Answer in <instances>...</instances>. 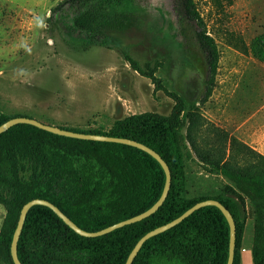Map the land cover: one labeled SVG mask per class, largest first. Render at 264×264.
Here are the masks:
<instances>
[{"label": "trees", "instance_id": "trees-1", "mask_svg": "<svg viewBox=\"0 0 264 264\" xmlns=\"http://www.w3.org/2000/svg\"><path fill=\"white\" fill-rule=\"evenodd\" d=\"M171 1L177 33L183 43L193 41L204 60L200 98L204 103L213 90L220 53L195 1ZM138 2L59 0L46 21L74 48L116 49L133 70L151 81L156 91L173 100L172 111L169 115H130L114 122L106 132L60 128L129 138L154 150L170 170L167 196L148 217L96 237L75 233L51 209L34 205L27 212L18 239V258L22 264H124L144 234L172 221L195 203L214 199L229 210L235 222L232 264H241L249 215L253 219V264H264V155L233 136L229 138L228 154L201 146L197 133L204 120L198 107L169 91L155 75L156 68L150 64L140 66L114 35L136 20L138 15L131 6L144 9ZM143 2L161 19L169 17L163 7ZM250 49L264 63V32L253 38ZM16 116L20 115L0 114V125ZM192 154L207 173L227 180L218 193L187 195L185 159L194 160ZM164 181L160 164L136 147L69 138L16 124L0 134V204L6 209L0 227V252L13 264V232L21 207L32 199L47 200L81 229L97 231L150 208L160 197ZM228 251V223L217 207L207 205L147 239L132 264H226Z\"/></svg>", "mask_w": 264, "mask_h": 264}, {"label": "rangeland", "instance_id": "rangeland-1", "mask_svg": "<svg viewBox=\"0 0 264 264\" xmlns=\"http://www.w3.org/2000/svg\"><path fill=\"white\" fill-rule=\"evenodd\" d=\"M58 1L0 0V114L105 132L130 115H169L173 100L156 91L116 49L74 48L61 31L49 26L46 19ZM137 1L144 5V0ZM147 1L163 7L169 17L163 20L142 4L144 9L131 6L138 17L115 31V37L140 66L155 67L169 91L198 107L204 120L197 133L201 146L228 154L229 138H237L235 120L264 115V63L250 49L253 38L264 32V0H194L220 53L213 90L204 103V60L194 42L183 43L177 33L172 1ZM248 102L254 103L249 113L244 108ZM256 128L260 130L259 124ZM192 157L185 159L187 195L218 193L227 180L207 173ZM5 214L0 204V227ZM252 224L249 215L243 264L250 259ZM0 264H9L1 252Z\"/></svg>", "mask_w": 264, "mask_h": 264}, {"label": "water", "instance_id": "water-1", "mask_svg": "<svg viewBox=\"0 0 264 264\" xmlns=\"http://www.w3.org/2000/svg\"><path fill=\"white\" fill-rule=\"evenodd\" d=\"M16 124H28L32 125L34 127H37L38 129L48 131L50 133L64 136V137H69V138H76V139H83V140H92V141H102V142H114V143H121V144H126L130 145L133 147H136L138 149H141L151 155L162 167L164 174H165V181H164V186L161 192L160 197L158 200L147 210L143 211L140 214H137L133 217H130L128 219L119 221L115 224H112L108 227H105L103 229L97 230V231H86L78 227L73 221H71L57 206H55L53 203L44 200V199H39L35 198L32 199L28 202H26L20 209L19 217L17 220V224L15 227V230L13 232L11 244H10V256L12 259L13 264H22L18 258L17 255V243L19 236L21 234V230L24 224L25 217L27 215L28 210L34 206V205H43L51 209L64 223L67 225L70 229H72L75 233L84 236V237H96V236H101L104 234H107L117 228L123 227L125 225L138 222L149 215L153 214L157 209L162 205L163 201L165 200L169 187H170V181H171V175H170V170L165 163V161L157 154L154 150L150 149L146 145L137 142L135 140L129 139V138H122V137H113L109 135H101V134H95V133H83V132H76L72 131L69 129H63L58 126H53L49 124L42 123L34 118L26 117V116H16L8 119L6 122L0 125V134L8 130L10 127L16 125ZM207 205H212L217 207L222 214L224 215L228 226H229V251H228V258L226 264H232L233 263V257H234V246H235V235H236V228H235V222L233 220V217L229 210L224 207L219 201L214 200V199H206L203 201H199L192 205L190 208L185 210L181 215L173 219L172 221L163 224L159 227H156L155 229L150 230L146 234H144L134 245L132 250L127 256V259L124 264H132L133 259L137 255L139 249L143 245V243L149 239L150 237L157 235L159 233H162L169 228L175 226L182 220H184L187 216H189L192 212H194L196 209L207 206Z\"/></svg>", "mask_w": 264, "mask_h": 264}, {"label": "crops", "instance_id": "crops-1", "mask_svg": "<svg viewBox=\"0 0 264 264\" xmlns=\"http://www.w3.org/2000/svg\"><path fill=\"white\" fill-rule=\"evenodd\" d=\"M244 108H247V112L249 113L250 107L254 106V103L248 102L244 103ZM264 108V106H263ZM261 122V123H260ZM256 124H259L260 130H257ZM233 134L240 139L243 143L251 146L254 150L264 155V115L260 118L254 116H249L247 119L241 118L235 120V129L233 130ZM251 248H252V238H251ZM246 247L242 244V252H241V264L244 263V255L243 253L246 251ZM253 264L252 259V250L250 254V259L247 264Z\"/></svg>", "mask_w": 264, "mask_h": 264}]
</instances>
